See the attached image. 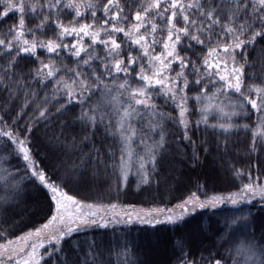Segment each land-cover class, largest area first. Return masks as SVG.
Segmentation results:
<instances>
[{"label": "snow or ice", "instance_id": "obj_1", "mask_svg": "<svg viewBox=\"0 0 264 264\" xmlns=\"http://www.w3.org/2000/svg\"><path fill=\"white\" fill-rule=\"evenodd\" d=\"M256 51L264 57V0H0V85L9 101L0 106V152L7 151L0 162H22L15 173L0 167V180L15 191L27 183L43 198L39 226H21L0 210V264H148L142 245L115 226L147 225L141 231L157 234L158 226L183 227L196 217L211 248L197 256L181 234L172 245L180 253L175 264H264V219L251 211L254 203L264 209V63L259 73L248 71L257 68L249 60ZM26 57L34 67L20 64ZM49 84L51 98L41 97ZM161 97L176 115L159 110ZM76 106L71 124L84 132L79 139L60 119ZM165 121L190 144L192 127L203 124L224 155L243 130L247 162L229 164L242 181L237 190L198 183L172 207L147 208L70 194L101 167L117 191L130 176L150 184L167 144ZM49 125L57 131L41 155L34 138ZM101 125L113 140L103 152L92 139ZM192 159L199 161L195 153ZM0 200V209L9 205L7 196Z\"/></svg>", "mask_w": 264, "mask_h": 264}, {"label": "trees", "instance_id": "obj_2", "mask_svg": "<svg viewBox=\"0 0 264 264\" xmlns=\"http://www.w3.org/2000/svg\"><path fill=\"white\" fill-rule=\"evenodd\" d=\"M15 17L10 16L8 22H14ZM41 59L47 62V56L41 52L39 53ZM191 55V53H189ZM250 61H256L257 68L249 69L248 71H256L259 73V65L264 63V57H261L259 51L252 52L249 55ZM71 65V61H66ZM59 63V61H57ZM22 66L34 67L31 58H24L20 60ZM252 83L253 81H248ZM259 83V80L255 81ZM32 87L35 89L37 85L33 83ZM3 85H0V106L8 103V94L2 91ZM52 85L49 84L47 89L39 92L43 97L45 92L51 98ZM193 93H189L192 95ZM22 96V94H21ZM100 94L97 93L93 97V102L99 98ZM19 103V100L11 102L14 108ZM155 103L159 110L164 113H171L176 115L173 108L165 103L163 97L156 99ZM54 111V109H53ZM80 108L76 106L71 108L64 116L60 117L69 123V127L65 129L72 135L79 139L84 135L79 125H72L71 120L79 114ZM190 119L196 120L198 116L193 114ZM246 122L247 120H237L236 122ZM166 126V147L162 153L163 159L159 164L156 173L153 175L152 182L148 185L138 186L134 177L130 178L127 187H121L117 191L114 178L110 177L105 170L101 167L99 174L95 179H87L83 183L77 185L74 191L70 194L77 195V198L84 200L87 203H119L121 205H135L136 207H150V206H164L172 207L179 203L189 191H195L196 184H205L210 190L227 193L229 191H236L237 187L241 184V179L234 177L233 173L229 170V164H234L237 168H242L247 162V155L245 148L249 142L250 137L245 134L243 130L238 131L231 137L230 151L224 155L221 150L216 148V139L211 130L205 131L204 125L201 124L199 129L192 127L189 135L194 144L188 141H180L181 130L174 127L171 122L165 121ZM53 131H57L54 125H49L46 129L41 126L34 138L35 149L41 155L50 152V146L47 143L48 137L52 135ZM90 134V133H89ZM95 146L100 148L103 152L105 148L113 145L111 137H107L103 126L99 128L95 136L92 137ZM202 141L206 143L202 144ZM91 147L89 144L85 147V151ZM118 147V145L116 146ZM205 148L208 151H205ZM113 150H116L115 148ZM198 155L199 161L196 162L192 159L193 154ZM0 156H7V151L0 152ZM75 154L71 159L75 160ZM0 167L7 168L10 172L15 173L17 167H22V162L16 158H9L0 162ZM111 169H108L110 172ZM89 176L91 173L89 172ZM19 179V177H16ZM243 182H247L244 180ZM261 182H264V176L261 177ZM7 196L9 198V205L5 206L3 210L10 220H15L21 226L27 224L29 227L32 223L39 226L43 222V198H37L38 194L31 190V186L27 183H22L18 191L11 188L5 189L4 181L0 180V197ZM0 204L3 201L0 200ZM230 207V206H229ZM252 213L256 216L257 222L264 219V209H261L258 203L251 206ZM206 219V218H205ZM201 218L189 219V222L183 227H175L172 225L158 226L159 232L152 234L151 232L141 231L147 229V225H132V226H115L118 235L123 236L127 233L128 238L133 241H138L142 247L140 249V259L146 260L148 264H175L176 258L179 256V251L173 249V243L185 234L191 238V250L199 256L201 252L207 256L206 249H210L212 239L210 233L201 235L198 233V225ZM7 227V225H5ZM130 229V231H129ZM24 230H27L25 228ZM151 241V244L146 243ZM67 248V244L64 245ZM160 249L163 254L161 258L154 257V253ZM214 250V249H213ZM152 251V253H151ZM158 253V255L160 254ZM115 264V258H113Z\"/></svg>", "mask_w": 264, "mask_h": 264}, {"label": "rangeland", "instance_id": "obj_3", "mask_svg": "<svg viewBox=\"0 0 264 264\" xmlns=\"http://www.w3.org/2000/svg\"><path fill=\"white\" fill-rule=\"evenodd\" d=\"M98 99H99V98H98ZM98 99H97V100H98ZM97 100H96V101H97ZM94 102H95V101H94ZM239 120H244V119H239ZM212 122H214V121H212ZM237 123H241V124H243V123H246V122L244 121V122H237ZM155 138L158 139L159 137L157 136V137H155ZM132 177H134V178L136 179V183H137V185H138V179H137V177H135V176H130L129 179L132 178ZM138 186L140 187V186H142V185H138ZM140 207H141V206H138L137 208H140ZM151 253H152V251H151ZM158 253H160V249H158V250L153 254L154 257L161 258V257L163 256V254L160 253V254L158 255Z\"/></svg>", "mask_w": 264, "mask_h": 264}]
</instances>
